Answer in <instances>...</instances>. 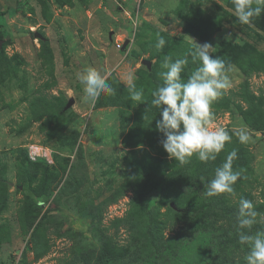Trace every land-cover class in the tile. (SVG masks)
<instances>
[{
  "label": "rangeland",
  "instance_id": "1",
  "mask_svg": "<svg viewBox=\"0 0 264 264\" xmlns=\"http://www.w3.org/2000/svg\"><path fill=\"white\" fill-rule=\"evenodd\" d=\"M3 11L0 264H241L239 200L264 213V133L243 115L246 93L264 114V14L241 25L232 0H0ZM157 34L166 41L160 49ZM191 39L212 44L211 55L232 65V87L212 106L213 126L232 140L215 161L194 156L188 174L165 190L161 182L176 163L162 147L151 94L162 85L166 56L188 59L185 81L199 66ZM89 66L107 75L113 95L85 102L77 73ZM130 73L142 102L131 100ZM232 150L233 169L241 172L234 193L207 197L201 178L211 179ZM162 161L167 173L155 175ZM169 192L185 209H206L207 199L234 207L209 219L221 236L210 258L199 238L205 225L174 219L160 202ZM151 222L161 224L164 252L150 243Z\"/></svg>",
  "mask_w": 264,
  "mask_h": 264
},
{
  "label": "clouds",
  "instance_id": "2",
  "mask_svg": "<svg viewBox=\"0 0 264 264\" xmlns=\"http://www.w3.org/2000/svg\"><path fill=\"white\" fill-rule=\"evenodd\" d=\"M232 6L241 25L251 26L254 18L264 14V0H232ZM165 43V39L157 34L156 48H163ZM194 49L191 53L193 62L198 59L200 63L187 80L182 79V73L188 59L173 60L171 55L166 56L159 72L162 85L156 87L151 94L152 105L160 109L161 119L156 121V128L165 137L161 141L162 147L169 158L180 165L189 164L194 156L203 163L215 161L232 140L225 128L213 126L212 111L213 104L232 87L229 75L232 65L227 64L220 56H212L214 47L210 43L194 42ZM77 79L83 85L85 102L94 101L102 93H115L108 83L107 75L95 67H86L77 73ZM132 80L133 74L130 73L128 81L131 100L142 102L143 89L136 90ZM237 136L240 143L249 140L243 129ZM237 158V151L232 150L223 164L215 169L211 179L205 181L201 178L207 197L234 193V185L241 178V172L233 169V161ZM257 223L264 224V213L257 212L252 201L241 198L235 227L239 244L247 248L244 256L246 264H264V230L253 232Z\"/></svg>",
  "mask_w": 264,
  "mask_h": 264
},
{
  "label": "trees",
  "instance_id": "3",
  "mask_svg": "<svg viewBox=\"0 0 264 264\" xmlns=\"http://www.w3.org/2000/svg\"><path fill=\"white\" fill-rule=\"evenodd\" d=\"M5 14H6V12H4V11L0 12V22L2 21V18L4 17ZM245 97H246L245 99H246V102H247L249 108L243 112V115L247 119L250 120L249 123H250V126L253 130L261 131L264 133V114L262 113V111H260V105L258 103H256L255 98L253 96L249 95L248 93L245 94ZM171 161L176 163V165H175L176 168L174 170H171L167 174V177L162 180L161 185L164 186V189L165 188L171 189L172 184L179 181L181 178L185 177L188 174V171L190 169L188 164L187 165H180L174 159H171ZM167 168H169V166L167 165L166 161L160 162V164L158 165V169L155 171V175L160 173V172H166ZM170 193L171 192L162 196L160 198V200H161L160 202L163 203L164 205L169 206L170 211L172 212L174 219H178V218L182 217L183 215H185V217H187V219H188V222H193V223L197 222V223H202L203 226L205 225L206 234L204 233L202 238H201V234H199V238L201 239L200 240L201 248H204L207 250L206 254L208 255V258H210L211 253H212L214 248H217L218 250L221 249V247L218 246L219 243L216 244V242L220 241L221 236H219L216 233V231H218V230H217V228H214L213 225H211V222L209 221V219L213 215V212L215 210H219V208L223 209V208L229 207L231 209H234V207L225 205V202L221 203V204H217L216 206H213V202L211 201V199H207L206 201H210L211 204L209 202H206V204H208V206H209L206 209H203V208L195 209V210H192V208L191 209L190 208L185 209L182 206H180V198L178 196H173V198H171V199L169 198ZM200 202L205 204V202H203L201 200H200ZM142 204L144 205V210H145L146 214L149 216V218H152V214L154 211H152L150 209H146L145 202H142ZM170 204H173L175 211L172 210V208L170 207ZM190 212H192V213H190ZM151 223L153 225L149 226V235L151 238L150 243H151V245L154 246L155 251H157V252L163 251L164 252L165 247H162L160 245V242H158V238H157V232H158L161 224H159V226L156 227L155 226L156 222H151ZM262 228L264 230V224H263ZM232 239H233V242L236 240L234 236L232 237ZM230 241H232V240H230ZM235 247H238V246L235 245ZM243 249H244V252L246 253V251H247L246 246ZM207 262L213 263V264L215 263L214 261L209 262L208 260H207ZM239 263L245 264L244 259L239 258Z\"/></svg>",
  "mask_w": 264,
  "mask_h": 264
},
{
  "label": "water",
  "instance_id": "4",
  "mask_svg": "<svg viewBox=\"0 0 264 264\" xmlns=\"http://www.w3.org/2000/svg\"><path fill=\"white\" fill-rule=\"evenodd\" d=\"M72 103H73V100H72V99L69 100V102H68L67 105L65 106V109H68V108L71 106Z\"/></svg>",
  "mask_w": 264,
  "mask_h": 264
}]
</instances>
